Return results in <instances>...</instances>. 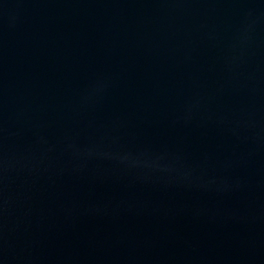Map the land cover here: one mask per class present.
<instances>
[{"label": "water", "instance_id": "obj_1", "mask_svg": "<svg viewBox=\"0 0 264 264\" xmlns=\"http://www.w3.org/2000/svg\"><path fill=\"white\" fill-rule=\"evenodd\" d=\"M0 264H264V0H0Z\"/></svg>", "mask_w": 264, "mask_h": 264}]
</instances>
